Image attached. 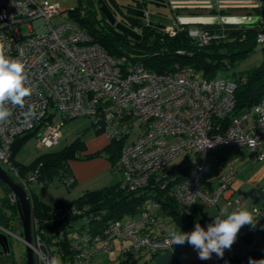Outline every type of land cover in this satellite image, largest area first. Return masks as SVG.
<instances>
[{"label":"built area","instance_id":"built-area-1","mask_svg":"<svg viewBox=\"0 0 264 264\" xmlns=\"http://www.w3.org/2000/svg\"><path fill=\"white\" fill-rule=\"evenodd\" d=\"M71 11L65 20L53 24V18L65 12L57 3L0 0V44L8 57L25 65L27 84L32 89L25 106L8 105L12 115L0 123V164L23 187L30 202L29 245L34 264H47L54 256L61 264H95L98 254L115 251L117 243L120 264H139L145 253L171 249V228L165 223L164 199L156 198L157 189L175 200L176 210L185 220L192 219L193 205L211 208L221 199L231 210H255L256 227L244 226L217 263L232 264L241 258V264H249L243 256L252 253L256 244L241 246L240 239L249 233H264V210L232 196L236 171L225 172L222 162L217 187L209 190L204 182L212 167L209 154L213 150L232 146L246 149L254 161L264 160V95L259 102L236 112L237 81L208 78L195 67L181 64L157 72L137 55H111L81 28ZM223 16L192 17L216 19L209 24L218 28L195 25L188 28V35L200 47L225 38ZM186 18L191 17L177 14L162 22L163 35L173 37L185 29ZM25 26L29 31L23 34L20 28ZM256 44L264 50V28L258 31ZM29 108L31 116L26 115ZM78 117H91L96 130L108 134L111 141L122 142L115 168L124 174L122 189H151L137 214L110 218L106 209L77 203L49 207L46 219L34 213V190L43 191L48 184L41 177V165L25 174L21 171L13 156V144L18 136L32 133L38 136L37 149L51 148L61 138L62 126ZM181 154L188 158L189 167L176 164V170L172 171L174 166L167 168ZM56 181L71 187L75 178L69 175ZM5 200L11 206L19 204L12 190ZM178 228L187 230L185 226ZM9 234L12 232L0 224L1 256L11 255V251L2 253L1 244V235L8 238ZM234 245L241 250L238 252Z\"/></svg>","mask_w":264,"mask_h":264},{"label":"trees","instance_id":"trees-1","mask_svg":"<svg viewBox=\"0 0 264 264\" xmlns=\"http://www.w3.org/2000/svg\"><path fill=\"white\" fill-rule=\"evenodd\" d=\"M104 1L119 21L133 29H141V41L130 38L112 25L101 11L100 0H82L77 7L72 9L71 13H74L73 17L77 23L89 34L93 41L100 44L108 53L114 56L137 55L145 62L148 68L157 72H164L165 70L173 69L176 64H181L193 66L203 72L208 78H215L214 75L218 69L222 67L224 69H232L255 53L258 47V44H256V35L261 28H264V3H261L260 6L253 7L254 11L261 18L259 24L224 23L227 36L221 40H214L208 45L200 47L188 35V28L195 25L183 23L185 29L178 31L175 36L170 37L163 35L160 29L163 27L160 25L161 23L158 24L150 20L149 24H144L143 19L128 15L119 5L118 0ZM83 7H85L84 16L80 18L79 13ZM195 15L201 16L199 14ZM202 25L214 29L218 28L216 24ZM242 37L245 38L241 41L240 39ZM242 77L246 78V82H241ZM235 81L239 83L236 90V112H239L259 102L264 95V60L260 66L254 67L245 73L241 72V75ZM96 131L97 133L101 132L99 130ZM32 135V133H27L16 138L13 144L14 157L22 144ZM121 146L122 142L119 143L112 140L105 148V151L90 154L87 157L90 159L95 156H101L100 154L103 155L104 152L110 153L108 158L112 161L113 166L116 167L120 160ZM85 149V141L78 136L61 151L41 154L28 166L17 164L24 174L41 165V177L46 180L49 186L57 178L73 175L69 162L74 158L80 159L82 157L81 152ZM188 161L187 158L181 164L183 169L189 167V164L186 165ZM174 168L176 170L177 166H174L172 171ZM7 190L8 192L10 191L8 187ZM150 192V188L144 191L131 192L122 189L120 184H117L87 192L73 203L81 205L90 204L92 209L94 208L95 210L106 209L110 218L121 219L137 214L143 207ZM156 198L158 200H161V198L164 199L161 201L164 202L167 218H171L172 221L177 223L176 228L181 226L187 227V225L192 223L191 218L185 220L179 216L176 210L175 200L167 196L165 191L157 189ZM16 207L12 206L13 209ZM34 207L36 216L45 219L48 218L49 207L44 205L37 194H35ZM252 235L253 233L247 234V236H250L247 239V243L251 242L250 238ZM256 248L253 252L256 251ZM252 253L245 254L243 257L250 259ZM132 264L137 263L133 262Z\"/></svg>","mask_w":264,"mask_h":264},{"label":"crops","instance_id":"crops-1","mask_svg":"<svg viewBox=\"0 0 264 264\" xmlns=\"http://www.w3.org/2000/svg\"><path fill=\"white\" fill-rule=\"evenodd\" d=\"M49 1L59 5L61 4V1L59 0ZM252 17L260 16L256 15ZM152 21L157 22L154 19H152ZM263 60V49L260 52L255 51V53L240 62V71L247 72L254 67H258L262 64ZM94 136L95 135H92L91 137L94 138ZM98 138H100L97 140L98 142L96 141V138L92 141L83 139L86 143V148L88 151L91 147V142L96 146L95 148H91V150L94 151L98 149L102 150V148H104L102 151H105V148L111 143V141L109 142V139L105 135H100ZM59 140H62L63 142L65 141L63 140V137ZM213 151L210 152V154H213ZM219 151L220 152H216L217 154L213 155L211 158L209 156V159L212 162V167L206 173L204 186L209 190L217 187L221 175L219 162H222L223 170L225 172H229L230 170L236 171L235 179L232 184V196L234 198H240L241 201L247 203V205L256 206L264 210V160L254 161L251 158L250 153L246 149L242 148L229 146L219 149ZM185 159L186 158L183 159V162ZM183 162H180L179 164L181 165ZM69 165L73 177L75 178V183L71 187H68L58 181L60 184L56 186V179L53 180L51 184L42 191L46 192L44 199L42 200L44 205L51 207L53 205L71 204L87 192L120 184L124 177V174H121L123 172L117 171L115 169L116 167L113 166L112 161L108 158V156L105 155L95 156L86 160H71ZM119 172L121 173L119 174ZM116 173H118L120 176ZM5 198L0 200V218L1 215L5 218V211L7 208L12 207L7 203ZM222 205H227L225 199H221L216 206L211 208H204L199 203L193 205V216L191 219L192 223L187 225L186 232H191L194 230V225L197 222H199L201 226L207 230V225L214 219L212 215H215ZM229 211H232L230 207ZM165 217L167 218V215H165ZM165 223L171 229L177 225V223L172 221L171 218H168V221ZM259 234L262 236L259 237ZM249 237L250 236H247L246 234L240 239V243L243 246H247L255 242L257 248L256 251L252 253L250 259H264V251L261 248V246L264 244V242L261 241V238H264L263 232L257 231L256 233H253L252 237L250 238L251 242L247 243V239H249ZM233 248L238 252L241 250V246L234 245ZM221 259L222 258H219L213 254L211 259L200 260L193 247L185 243L184 245H174L171 249L157 254L145 253L140 263L148 264V261L150 260L152 264H217ZM241 263L242 259L237 258L232 264Z\"/></svg>","mask_w":264,"mask_h":264},{"label":"rangeland","instance_id":"rangeland-1","mask_svg":"<svg viewBox=\"0 0 264 264\" xmlns=\"http://www.w3.org/2000/svg\"><path fill=\"white\" fill-rule=\"evenodd\" d=\"M42 1V0H38ZM61 1L60 7L65 10L64 14L57 16L53 18L52 23L56 24L63 20H65L69 16V10L74 9L80 4V1L82 0H59ZM84 1V0H83ZM119 3L127 2L128 0H118ZM164 4H147L145 8V12L147 14H151V18L156 20L158 22H168L171 19L174 18L175 15L180 14L183 17L189 16V17H195L199 14L201 16H212L216 14H225L226 16L231 17H237V16H256L257 13L254 11V8L252 5H255L253 3H260V0H162ZM181 3L184 4L187 3H199L201 5H204L205 7H190V8H176L175 5H172V3ZM207 2V3H206ZM231 2L234 5H237V7H224L222 3ZM198 4V5H199ZM261 5V3H260ZM259 5V6H260ZM224 7V8H223ZM224 10V11H223ZM144 21V24L148 23L152 19L150 18H141ZM163 23L160 24L163 26ZM202 25V24H201ZM29 31V28L27 26L20 28L21 33H27ZM263 47L260 45L257 47L256 52L262 51ZM264 51V50H263ZM241 65H237L233 67L232 69H224L223 67L218 69L214 75V77L218 78H227L231 80H236L241 75L240 68ZM244 71L243 73H245ZM61 118V115L59 114L58 119ZM62 137L64 142L62 140H59L55 143L51 148H44L43 150L37 149V143H38V136L32 135L29 139L26 140L25 143L22 144L21 148L18 150L17 154L15 155V160L17 163L22 165H30L33 163L41 154L48 153V152H58L61 151L66 145H68L71 140H74L78 136H80L82 139L87 141H92L96 138V141L100 138L98 136L105 135L109 142L111 141V138L108 134L105 132H100L97 134L96 129L93 125V119L91 117H78L74 119L68 120L63 126H62ZM92 135H95L94 138L91 137ZM61 137V138H62ZM60 138V139H61ZM134 136H131L130 139L132 140ZM83 140V141H84ZM98 142V141H97ZM91 147L88 149L86 148L84 151L81 152V158L80 159H72L73 160H86L89 157H87L90 154L95 153H101L102 150H91V148H95L94 143H90ZM218 151H213V154L211 153L209 156L210 158L217 154ZM110 153L105 152V156H109ZM102 155V154H100ZM184 154L179 155L175 160L171 161L170 164L167 166V168H172L174 165L179 164L180 162H183ZM121 172H119L120 174ZM118 174V173H116ZM118 174V175H119ZM123 174V173H121ZM120 176V175H119ZM124 178V177H123ZM57 184H60L58 181H56ZM121 183V182H120ZM60 186V185H59ZM35 194H37L42 201L44 199V195L46 192H42L39 190V188H36ZM7 187L4 183L0 181V200L5 198L7 196ZM75 195V194H73ZM76 196V195H75ZM74 196V197H75ZM6 216L5 218L1 215L0 223L3 224L12 234L8 235V240L10 244V251L11 256H3L0 259V264H27L26 262V250H25V242L19 238V236L23 235L22 230V224L20 220V215L18 213L17 207L13 209L12 207L7 208ZM168 221V218L165 217V222ZM80 223V222H79ZM262 235L259 234V237ZM261 241L264 242V238H261ZM261 245V244H260ZM117 249L111 253H100L95 257V264H120V251H119V244L117 243L116 246ZM261 248L264 251V244L261 246ZM246 259V258H245ZM250 261L249 259H246ZM142 261V260H141ZM148 264H152V262L149 260Z\"/></svg>","mask_w":264,"mask_h":264},{"label":"clouds","instance_id":"clouds-1","mask_svg":"<svg viewBox=\"0 0 264 264\" xmlns=\"http://www.w3.org/2000/svg\"><path fill=\"white\" fill-rule=\"evenodd\" d=\"M32 94L27 84L25 65L17 59L8 57L5 46L0 44V123L5 122L11 115L8 105L23 108L25 98ZM28 116L33 115L29 108ZM255 210L237 207L229 211L228 205H222L216 212L213 221L207 225V230L199 222L195 223L194 230L183 232L173 227L169 231L172 245L189 244L197 252L200 260L211 259L215 254L222 258L225 250H230L243 226L256 227ZM47 264H61L58 257H52ZM249 264H264V259L251 260Z\"/></svg>","mask_w":264,"mask_h":264},{"label":"water","instance_id":"water-1","mask_svg":"<svg viewBox=\"0 0 264 264\" xmlns=\"http://www.w3.org/2000/svg\"><path fill=\"white\" fill-rule=\"evenodd\" d=\"M101 1V11L104 13V15L106 16L107 20L114 25L119 31L123 32L124 34L128 35L130 38L136 40V41H141L142 39V35L140 33H138L135 29L127 26L126 24H124L123 22L119 21L116 17V15L114 14V12L109 8V6L106 4V2L104 0H100ZM131 1H135V0H131ZM142 1H147V0H142ZM148 1H152L153 4H164V2L162 0H148ZM260 2L263 4L264 0H260ZM199 3H175L174 5L176 8H190V7H205L204 5H201ZM224 7H237V5L232 4L231 2H227V3H222ZM255 5H252L253 7H256V3H253ZM123 10H126V13L128 15L134 16V17H138V18H146L149 17L150 19L151 16L150 14H147L144 10L136 8L135 6H133V4H125L123 6H121ZM223 7V8H224ZM248 17V20H243L245 18ZM252 16H237V17H231V16H226L224 15L222 18V21L225 24H259L261 22L260 17H252L255 20H252L251 18ZM184 23L187 24H192V25H201V24H209V23H216L217 20L216 19H211V18H200V17H196V18H186L183 20ZM0 181L2 183H4L6 186H8L10 188V190H12L18 197H19V204L17 206L18 208V213L20 215V220H21V224H22V230H23V241L25 242V250H26V262L27 264H34V253H33V249L30 247V243H31V230H30V224H31V205L30 202L27 198V195L23 189V187L18 184L17 182H15L10 176L9 174L4 170V168L1 166L0 164ZM1 244L3 247V252H9L10 251V244L8 241V238L6 235H1Z\"/></svg>","mask_w":264,"mask_h":264},{"label":"flooded vegetation","instance_id":"flooded-vegetation-1","mask_svg":"<svg viewBox=\"0 0 264 264\" xmlns=\"http://www.w3.org/2000/svg\"><path fill=\"white\" fill-rule=\"evenodd\" d=\"M125 4H133V6H135L136 8H139V9H142V10H145V8H146V5L147 4H153V2L152 1H142V0H135V1H131V0H128L127 2H124V3H120L119 5L120 6H123V5H125ZM124 11H126V10H124ZM150 16H151V14H150ZM132 17H134V16H132ZM3 256H1L0 255V258H2Z\"/></svg>","mask_w":264,"mask_h":264},{"label":"bare ground","instance_id":"bare-ground-1","mask_svg":"<svg viewBox=\"0 0 264 264\" xmlns=\"http://www.w3.org/2000/svg\"><path fill=\"white\" fill-rule=\"evenodd\" d=\"M249 18H251L252 20H255V19H253L252 17H249ZM243 20H248V17L245 18V19H243ZM259 209H260V208H259ZM261 210H263V209H261Z\"/></svg>","mask_w":264,"mask_h":264}]
</instances>
